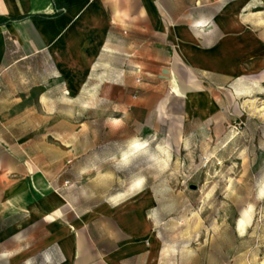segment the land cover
I'll return each instance as SVG.
<instances>
[{
	"label": "crops",
	"instance_id": "obj_1",
	"mask_svg": "<svg viewBox=\"0 0 264 264\" xmlns=\"http://www.w3.org/2000/svg\"><path fill=\"white\" fill-rule=\"evenodd\" d=\"M60 2L0 0V87L39 59L88 101L166 125L174 151L264 92V0ZM41 162L28 174L27 141L0 143V264H159L148 198L81 205Z\"/></svg>",
	"mask_w": 264,
	"mask_h": 264
},
{
	"label": "rangeland",
	"instance_id": "obj_2",
	"mask_svg": "<svg viewBox=\"0 0 264 264\" xmlns=\"http://www.w3.org/2000/svg\"><path fill=\"white\" fill-rule=\"evenodd\" d=\"M256 11L264 15L262 2ZM49 75L35 59L0 87V143L27 141L28 174L42 161L55 189L81 205L148 198L159 264H264L262 88L174 151L166 125L157 131Z\"/></svg>",
	"mask_w": 264,
	"mask_h": 264
},
{
	"label": "bare ground",
	"instance_id": "obj_3",
	"mask_svg": "<svg viewBox=\"0 0 264 264\" xmlns=\"http://www.w3.org/2000/svg\"><path fill=\"white\" fill-rule=\"evenodd\" d=\"M249 221V215L247 213H245L243 215V217L240 220V227L243 228V226L245 225V223H247Z\"/></svg>",
	"mask_w": 264,
	"mask_h": 264
},
{
	"label": "trees",
	"instance_id": "obj_4",
	"mask_svg": "<svg viewBox=\"0 0 264 264\" xmlns=\"http://www.w3.org/2000/svg\"><path fill=\"white\" fill-rule=\"evenodd\" d=\"M53 1L55 2L56 7H57V11H56L55 14H59V13H61L62 8H61V2H60V0H53Z\"/></svg>",
	"mask_w": 264,
	"mask_h": 264
},
{
	"label": "built area",
	"instance_id": "obj_5",
	"mask_svg": "<svg viewBox=\"0 0 264 264\" xmlns=\"http://www.w3.org/2000/svg\"><path fill=\"white\" fill-rule=\"evenodd\" d=\"M141 81V79L140 78H137V82H140Z\"/></svg>",
	"mask_w": 264,
	"mask_h": 264
}]
</instances>
